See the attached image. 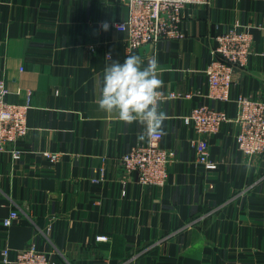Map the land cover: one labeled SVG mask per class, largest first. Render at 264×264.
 <instances>
[{"label": "crops", "instance_id": "crops-1", "mask_svg": "<svg viewBox=\"0 0 264 264\" xmlns=\"http://www.w3.org/2000/svg\"><path fill=\"white\" fill-rule=\"evenodd\" d=\"M181 14V37L129 51L117 28L128 19L124 0H0V80L9 103L30 96L31 104L30 131L17 144L22 158L0 154V264L2 249L30 242L52 264H264V156L239 152L235 122L202 137L184 123L204 103L236 118L235 103L206 98L205 73L214 37L233 25L250 29L253 55L235 70L231 96L264 100V0H210ZM131 54L165 69L161 146L175 157L163 187L136 184L120 165L148 143L137 141L141 126L96 103L105 66ZM201 138L219 163L214 171L197 161ZM14 211L19 219L5 228Z\"/></svg>", "mask_w": 264, "mask_h": 264}, {"label": "built area", "instance_id": "built-area-1", "mask_svg": "<svg viewBox=\"0 0 264 264\" xmlns=\"http://www.w3.org/2000/svg\"><path fill=\"white\" fill-rule=\"evenodd\" d=\"M129 9L128 19L117 25L127 34L129 51L145 45H156L161 40L181 37L179 24L182 9L188 5H208L210 0H124ZM249 28L241 24L233 25L219 33L212 50V60L205 73L208 79L207 99L222 103H235L237 116L232 119L227 112L214 109L206 103L191 110L184 123L192 127L197 135L213 136L220 131L224 123L235 122L239 126L236 137L239 152L248 158L264 156V100H254L239 96L233 99V75L236 69L248 66L253 52V37ZM10 94L4 80H0V154H11L14 161L22 158L17 147L29 133L27 117L31 109L30 96L25 104H11L7 101ZM181 96L172 94L170 98ZM189 97V96H188ZM162 137L146 145H137L120 158V165L129 175H135L132 181L146 187H163L168 180L167 168L174 160L172 150L161 146ZM197 161L207 171L218 169L219 163L212 159L210 145L205 139L194 143ZM51 162H58L59 155L44 153ZM99 177L105 178V169H99ZM126 195V191H122ZM20 217L17 211L11 212L3 225L9 228ZM106 237H97V241H106ZM2 264H52L50 255L42 251L38 244L30 242L23 249L13 251L2 249ZM131 260V259H130Z\"/></svg>", "mask_w": 264, "mask_h": 264}, {"label": "clouds", "instance_id": "clouds-1", "mask_svg": "<svg viewBox=\"0 0 264 264\" xmlns=\"http://www.w3.org/2000/svg\"><path fill=\"white\" fill-rule=\"evenodd\" d=\"M102 27L107 30L108 23L102 22ZM164 71L156 58L142 54L127 55L123 63H108L96 101L99 110L119 122L139 124L142 130L137 134L138 142L150 143L166 135L164 122L168 116L160 106Z\"/></svg>", "mask_w": 264, "mask_h": 264}, {"label": "water", "instance_id": "water-1", "mask_svg": "<svg viewBox=\"0 0 264 264\" xmlns=\"http://www.w3.org/2000/svg\"><path fill=\"white\" fill-rule=\"evenodd\" d=\"M149 47H150V45H145L144 50H147Z\"/></svg>", "mask_w": 264, "mask_h": 264}]
</instances>
